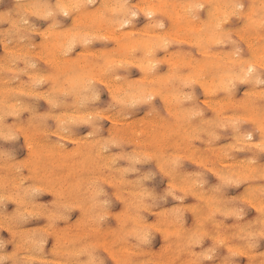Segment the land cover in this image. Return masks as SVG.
<instances>
[{
  "label": "clouds",
  "instance_id": "obj_1",
  "mask_svg": "<svg viewBox=\"0 0 264 264\" xmlns=\"http://www.w3.org/2000/svg\"><path fill=\"white\" fill-rule=\"evenodd\" d=\"M0 264H264V0H0Z\"/></svg>",
  "mask_w": 264,
  "mask_h": 264
},
{
  "label": "rangeland",
  "instance_id": "obj_2",
  "mask_svg": "<svg viewBox=\"0 0 264 264\" xmlns=\"http://www.w3.org/2000/svg\"><path fill=\"white\" fill-rule=\"evenodd\" d=\"M48 198L47 197H45V200H47Z\"/></svg>",
  "mask_w": 264,
  "mask_h": 264
}]
</instances>
